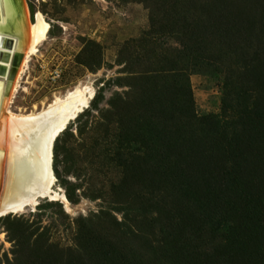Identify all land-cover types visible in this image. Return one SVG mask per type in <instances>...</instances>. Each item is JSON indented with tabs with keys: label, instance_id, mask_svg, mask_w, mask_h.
Here are the masks:
<instances>
[{
	"label": "trees",
	"instance_id": "trees-1",
	"mask_svg": "<svg viewBox=\"0 0 264 264\" xmlns=\"http://www.w3.org/2000/svg\"><path fill=\"white\" fill-rule=\"evenodd\" d=\"M127 2L145 6L149 27L118 52L121 91L100 106V89L52 151L67 201L102 204L0 218L12 243L0 264H264V0ZM82 54L101 66L98 44ZM192 75L217 86L218 112H197ZM55 205L63 244L55 213L46 227L38 213ZM201 234L209 254L190 247Z\"/></svg>",
	"mask_w": 264,
	"mask_h": 264
},
{
	"label": "rangeland",
	"instance_id": "rangeland-1",
	"mask_svg": "<svg viewBox=\"0 0 264 264\" xmlns=\"http://www.w3.org/2000/svg\"><path fill=\"white\" fill-rule=\"evenodd\" d=\"M127 1L24 0L29 21L33 22L35 14L41 13L49 23L50 29L46 39L39 45L38 52L29 58L27 66L19 74L18 79V71H16L17 74L8 87L11 94L8 91L9 96L6 95L8 101L6 109L13 114L38 112L46 108L56 97H64L68 91L81 85L92 87L93 97L102 89L103 101L100 106L104 105L113 92L121 91L112 83L122 69L115 63L118 52L125 42L140 38L149 27L148 11L145 6L138 2ZM30 6L33 8V14L30 12ZM87 42H94L100 46L102 63L98 68L91 64L93 60H87L85 64L90 66L86 67L83 64L82 52ZM55 69L61 70V76L59 79L52 80L51 73ZM190 82L197 112L199 114L218 112L220 93L217 86L199 75H192ZM13 86L15 91H12ZM68 180L75 182L72 177H68ZM99 182L98 179L94 184L98 186ZM54 189L65 195V187L57 179ZM47 201L51 200L40 199L35 207L27 208L24 212L15 215L27 216L29 213L36 212L37 206ZM52 202L60 204L63 211L72 217L87 215L91 211H96L102 204L99 200L91 201L81 198L76 205L68 202L69 210L67 211L60 201ZM164 202L167 204L169 201L166 199ZM59 210V207L55 205L50 209H42L38 213L45 212L41 222L42 227L48 226L50 220L47 217L55 213L52 216L57 226L54 240L63 244V227ZM30 220H36V217ZM189 239H191L190 247L199 246L200 250H205L208 254L212 252L215 245L204 234L192 235ZM11 248L12 243L4 223L0 222V262L12 258ZM159 264L171 263L170 260L162 258Z\"/></svg>",
	"mask_w": 264,
	"mask_h": 264
},
{
	"label": "bare ground",
	"instance_id": "bare-ground-1",
	"mask_svg": "<svg viewBox=\"0 0 264 264\" xmlns=\"http://www.w3.org/2000/svg\"><path fill=\"white\" fill-rule=\"evenodd\" d=\"M49 29L41 13L29 21L24 0H0V39L12 42L10 48L0 44V216L22 213L40 199L60 201L69 210L64 194L54 189L53 144L70 121L88 107L93 88L77 86L38 112L13 114L6 109L14 59L22 56L18 79Z\"/></svg>",
	"mask_w": 264,
	"mask_h": 264
},
{
	"label": "water",
	"instance_id": "water-1",
	"mask_svg": "<svg viewBox=\"0 0 264 264\" xmlns=\"http://www.w3.org/2000/svg\"><path fill=\"white\" fill-rule=\"evenodd\" d=\"M11 41L10 40H8V39H5V40H2V39H0V44L4 47H6V48H10L11 47ZM21 59H22V56H17L15 59H14V61H13V69H12V71L10 72V76H9V79H8V81H9V84H10V82L12 81V79L14 78V76H15V74H16V71H17V69H18V67H20V64H21ZM65 130V129H64ZM61 132H63V131H61ZM58 136V135H57ZM57 136H56V138H57ZM64 197H65V195H64ZM7 215H11V214H7ZM7 215H1L0 216V218H2V217H5V216H7ZM12 215H15V214H12Z\"/></svg>",
	"mask_w": 264,
	"mask_h": 264
},
{
	"label": "built area",
	"instance_id": "built-area-1",
	"mask_svg": "<svg viewBox=\"0 0 264 264\" xmlns=\"http://www.w3.org/2000/svg\"><path fill=\"white\" fill-rule=\"evenodd\" d=\"M60 76H61V70H60V69H55V70H53V72L51 73L52 80L59 79Z\"/></svg>",
	"mask_w": 264,
	"mask_h": 264
}]
</instances>
